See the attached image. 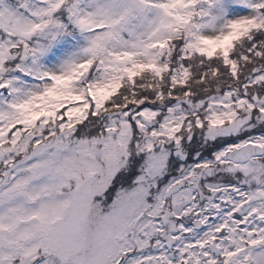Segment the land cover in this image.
Wrapping results in <instances>:
<instances>
[{"label": "snow or ice", "instance_id": "obj_1", "mask_svg": "<svg viewBox=\"0 0 264 264\" xmlns=\"http://www.w3.org/2000/svg\"><path fill=\"white\" fill-rule=\"evenodd\" d=\"M0 264H264V0H0Z\"/></svg>", "mask_w": 264, "mask_h": 264}]
</instances>
